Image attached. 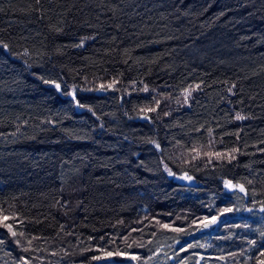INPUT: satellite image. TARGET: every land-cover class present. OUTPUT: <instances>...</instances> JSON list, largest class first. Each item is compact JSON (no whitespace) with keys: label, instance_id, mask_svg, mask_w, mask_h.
Wrapping results in <instances>:
<instances>
[{"label":"trees","instance_id":"1","mask_svg":"<svg viewBox=\"0 0 264 264\" xmlns=\"http://www.w3.org/2000/svg\"><path fill=\"white\" fill-rule=\"evenodd\" d=\"M0 264H264V0H0Z\"/></svg>","mask_w":264,"mask_h":264},{"label":"snow or ice","instance_id":"2","mask_svg":"<svg viewBox=\"0 0 264 264\" xmlns=\"http://www.w3.org/2000/svg\"><path fill=\"white\" fill-rule=\"evenodd\" d=\"M57 87H59L58 85H57ZM151 111V110H150ZM238 119H243V117H237ZM230 183V182H229ZM241 190H243V188H242V186H241ZM7 219V218H6Z\"/></svg>","mask_w":264,"mask_h":264},{"label":"water","instance_id":"3","mask_svg":"<svg viewBox=\"0 0 264 264\" xmlns=\"http://www.w3.org/2000/svg\"><path fill=\"white\" fill-rule=\"evenodd\" d=\"M185 177V174L183 175V177L182 178H184Z\"/></svg>","mask_w":264,"mask_h":264},{"label":"rangeland","instance_id":"4","mask_svg":"<svg viewBox=\"0 0 264 264\" xmlns=\"http://www.w3.org/2000/svg\"><path fill=\"white\" fill-rule=\"evenodd\" d=\"M238 199V198H237ZM238 201V200H237Z\"/></svg>","mask_w":264,"mask_h":264}]
</instances>
